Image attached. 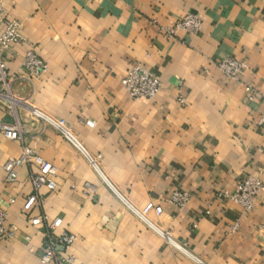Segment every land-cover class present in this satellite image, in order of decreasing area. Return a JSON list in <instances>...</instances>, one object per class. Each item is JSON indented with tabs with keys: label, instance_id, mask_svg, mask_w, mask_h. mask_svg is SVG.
I'll return each instance as SVG.
<instances>
[{
	"label": "crops",
	"instance_id": "0c3cea01",
	"mask_svg": "<svg viewBox=\"0 0 264 264\" xmlns=\"http://www.w3.org/2000/svg\"><path fill=\"white\" fill-rule=\"evenodd\" d=\"M2 9L26 43L2 58L0 124H18L22 140L0 133V211L17 230L0 243V264H39L45 225L28 224L37 217L62 219L56 234L76 237L64 253L75 264H264V191L250 213L224 195L246 177L264 189V0H3ZM191 13L201 32L167 39L163 29ZM27 49L47 66L31 80ZM226 58L246 65L238 79L213 66ZM136 64L161 82L152 101L120 85ZM48 120H64L93 163ZM28 148L52 164L56 188L40 189L24 213L36 167L17 168L12 183L2 167ZM176 189L190 197L181 209L167 201ZM148 204L162 214L146 223L134 210Z\"/></svg>",
	"mask_w": 264,
	"mask_h": 264
},
{
	"label": "built area",
	"instance_id": "2783aa9c",
	"mask_svg": "<svg viewBox=\"0 0 264 264\" xmlns=\"http://www.w3.org/2000/svg\"><path fill=\"white\" fill-rule=\"evenodd\" d=\"M3 0H0V87L5 89L8 86L9 72L3 63V55L13 45H24L26 41L22 36L21 25L18 21L8 19L5 16V11L2 9ZM201 18L195 14H187L181 20L175 22L171 27L163 29V34L167 39H173L178 36L180 32L189 35H197L202 30ZM213 66L217 68L226 78L234 80L238 79L245 66L242 62L232 60L229 58L213 62ZM22 69L27 72L28 80L38 78L47 72V66L41 60L34 49H27L22 60ZM121 87L128 93L130 98L145 99L152 101L161 91V82L157 76L150 74L144 67L136 64L133 65L125 75L120 79ZM255 94L249 91L248 101H252ZM180 103L183 100H179ZM260 122H264V117L260 118ZM48 123L54 127L59 135L70 143L77 151L85 155L89 162L90 158L84 152L81 145L66 128L64 120L50 121ZM93 122H85L88 128L93 127ZM0 133L11 141H21L22 135L18 124L1 123ZM93 163V162H91ZM28 165H34L36 171L32 176V185L34 194L29 196L23 206L24 213L30 212L33 207L40 205V198L37 192L45 188L47 191H53L56 188L54 182L55 169L52 164L43 161L42 158L35 155L29 148L23 149L22 155L15 159L8 161L3 167L7 182H15L18 175L16 169ZM264 191L263 186L259 180L252 177H246L237 181L234 192L232 194L225 193L224 195L234 204L241 208L245 213H250L253 208L254 201L260 193ZM189 194L185 191L176 189L167 198V201L173 207L179 209L183 208L189 201ZM162 214V209L159 206L152 204L146 205L139 211L134 210V213L146 222V217L149 212ZM147 223V222H146ZM29 225L39 226L44 224L45 231L43 233L44 240L40 249L39 264H75L74 258L64 254L72 246L76 237L66 231L56 234V230L62 226V219L57 218L50 224L46 223V219L42 217L30 218ZM17 236V230L13 226L7 225V217L4 211H0V243L14 239ZM30 241L29 238H25Z\"/></svg>",
	"mask_w": 264,
	"mask_h": 264
}]
</instances>
